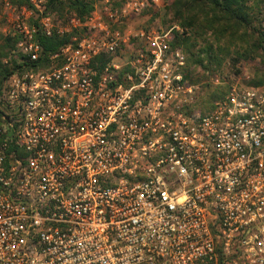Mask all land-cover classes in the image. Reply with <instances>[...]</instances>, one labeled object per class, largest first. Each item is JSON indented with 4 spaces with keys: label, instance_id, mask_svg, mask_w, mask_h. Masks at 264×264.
<instances>
[{
    "label": "built area",
    "instance_id": "2783aa9c",
    "mask_svg": "<svg viewBox=\"0 0 264 264\" xmlns=\"http://www.w3.org/2000/svg\"><path fill=\"white\" fill-rule=\"evenodd\" d=\"M92 1L63 24L0 0V264H264V86L203 112L164 0Z\"/></svg>",
    "mask_w": 264,
    "mask_h": 264
},
{
    "label": "trees",
    "instance_id": "16d2710c",
    "mask_svg": "<svg viewBox=\"0 0 264 264\" xmlns=\"http://www.w3.org/2000/svg\"><path fill=\"white\" fill-rule=\"evenodd\" d=\"M29 1L12 0L19 7H29ZM47 11L55 13L58 19L74 16L85 20L94 11V2L50 0ZM169 11L172 16L168 22L177 23L180 27V30L173 31L170 42L174 48H182L186 56V83L194 84L200 80L196 73L198 69L204 73L219 74L226 58L230 57L233 65L238 64V72L245 68L246 61L260 59L263 68H256L251 86H264V0H173ZM157 14L153 13V22ZM70 37L58 34L40 36L42 51L37 66H48L51 58L70 42ZM13 47L14 42L11 40H5L0 47V96L11 74L10 67L3 64V59ZM97 61L103 68L108 58L101 55ZM207 87L210 88L209 85ZM227 88L225 81L218 91L211 89L206 98L201 100L205 108L203 112H207Z\"/></svg>",
    "mask_w": 264,
    "mask_h": 264
},
{
    "label": "rangeland",
    "instance_id": "374dc122",
    "mask_svg": "<svg viewBox=\"0 0 264 264\" xmlns=\"http://www.w3.org/2000/svg\"><path fill=\"white\" fill-rule=\"evenodd\" d=\"M172 2L173 0H164L163 6L158 10L159 12L157 14L156 19L161 21L160 26L163 28L170 29L173 26L180 28L177 23L171 24L168 22L172 16V12L169 11V6L171 5ZM65 18L66 19H60V22L65 24L66 21L68 20V17ZM165 21H167V24L165 23ZM237 65L238 64L233 65L230 57H228L226 58L219 74H212L210 72L204 73L201 69H198L196 73L199 74L200 80L197 83H203L202 87L204 90L203 91L204 95L202 96V100L206 98V95L208 94V92H210L211 89L212 91H218V89L221 88L222 84L225 83L226 80L227 82L233 81L234 77L235 78L242 77V75L245 73H249L254 77L256 68L257 67L263 68V64L261 63L260 59L246 61L245 68L241 72L237 71L238 69ZM217 79L219 80L220 83L214 84ZM208 85L210 86V88L207 87Z\"/></svg>",
    "mask_w": 264,
    "mask_h": 264
}]
</instances>
